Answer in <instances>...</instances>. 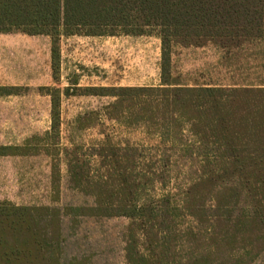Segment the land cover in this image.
<instances>
[{
  "label": "rangeland",
  "instance_id": "1",
  "mask_svg": "<svg viewBox=\"0 0 264 264\" xmlns=\"http://www.w3.org/2000/svg\"><path fill=\"white\" fill-rule=\"evenodd\" d=\"M88 34L81 30L65 35L62 29L54 34L60 51L55 70L53 37L0 34V46L19 48L8 53L6 76L0 68V77L22 84L9 88L7 95L1 91L0 205L66 214L61 217L60 264H187L205 252V244H215L206 240L209 226L180 211L183 193L202 172L195 139L189 129L176 128L170 143L161 140L145 124V110L133 106L138 99L121 97L114 90L161 87L158 31L147 29L142 36L121 29L106 30L102 36ZM76 37L85 41L77 52L71 42ZM170 70L174 83L189 87L259 84L264 80V39L236 50L212 42L203 47L174 45ZM53 100L59 102L60 124L52 132ZM120 102L123 105L117 106ZM107 144L117 147L118 158L131 153L128 147L137 148L139 203L164 211L167 206L172 215L168 220L162 217L165 225L153 229L152 235L145 237V228L127 218L75 216L78 210L96 207L99 196L110 206L107 203L116 199L111 196L121 193L116 174L120 167H128L127 192L134 191L136 174L127 157L116 164L109 148L102 152L106 160L96 156ZM210 196L209 192L207 204ZM167 197L170 206L164 203ZM190 229L197 237L189 235ZM214 230L220 233L219 227ZM261 235L255 226L243 229L234 247L250 253L241 264H264V244L256 241ZM221 249L222 262L234 264L228 262L232 246Z\"/></svg>",
  "mask_w": 264,
  "mask_h": 264
},
{
  "label": "trees",
  "instance_id": "2",
  "mask_svg": "<svg viewBox=\"0 0 264 264\" xmlns=\"http://www.w3.org/2000/svg\"><path fill=\"white\" fill-rule=\"evenodd\" d=\"M59 29L65 35L87 30L89 36H102L106 30L115 29L135 36L145 35L147 29L158 31L162 50L161 87L114 90L121 97L138 99L133 106L145 110L148 115L145 124L161 140L170 143L176 128L181 132L189 129L195 139L194 150L201 159L202 172L183 193L180 211L183 217L209 226L206 240L215 244H205L208 245L205 252L193 256L187 264H227L221 257L225 244L232 246L228 262L243 263L250 252L234 245L244 228H258L262 238L257 236L256 241L264 244V80L230 87L183 86L172 81L170 50L174 45L203 47L209 42L222 49L236 50L261 41L264 0H0V34L21 32L53 37L54 70L60 59L54 36ZM52 107L53 132L60 124L56 111L59 102L53 100ZM108 148L116 164L126 157L132 162L136 174L134 191L127 192L128 167H120L116 174L121 181V193L111 196L116 199L107 203L110 206L99 196L96 207L78 210L80 213L75 216L127 218L145 228V237L152 235L153 229L165 225L162 217L171 218L170 211L167 206L164 211L139 203L140 173H136V166L141 156L137 148L128 147L130 156L118 158L117 147L107 144L96 156L106 160L108 155L104 157L102 152ZM185 148L190 147L187 144ZM169 197L166 202L162 200L168 206ZM63 216L66 214L56 209L1 204L0 264H60ZM218 227L220 233L213 232ZM189 235L197 237L198 233L190 229Z\"/></svg>",
  "mask_w": 264,
  "mask_h": 264
},
{
  "label": "crops",
  "instance_id": "3",
  "mask_svg": "<svg viewBox=\"0 0 264 264\" xmlns=\"http://www.w3.org/2000/svg\"><path fill=\"white\" fill-rule=\"evenodd\" d=\"M76 38H77V41H71V42L74 43V46L76 47V52H77L78 50H80V48H82V45L85 43V41L80 39L82 37H76ZM17 50H19V48H17L16 45H12L10 47L8 45H6L4 47L0 46V64L5 65V67H0V68H3V73L5 74V76H6V72H7L8 53L15 54L17 52ZM21 87H22L21 83H17L16 81H10L9 82L6 77H3V78L0 77V100L2 99V96H1L2 90L5 91L4 94L7 95L6 91L9 88L16 90L17 88H21Z\"/></svg>",
  "mask_w": 264,
  "mask_h": 264
}]
</instances>
